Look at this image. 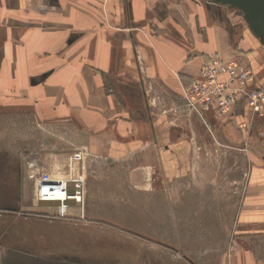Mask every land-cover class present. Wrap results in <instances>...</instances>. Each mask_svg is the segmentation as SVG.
<instances>
[{"label": "crops", "instance_id": "obj_1", "mask_svg": "<svg viewBox=\"0 0 264 264\" xmlns=\"http://www.w3.org/2000/svg\"><path fill=\"white\" fill-rule=\"evenodd\" d=\"M231 13L209 0H0V118L157 166L176 188L166 197L235 200L229 230L264 240V118L239 101L201 119L183 100L211 56L264 88V48Z\"/></svg>", "mask_w": 264, "mask_h": 264}, {"label": "rangeland", "instance_id": "obj_2", "mask_svg": "<svg viewBox=\"0 0 264 264\" xmlns=\"http://www.w3.org/2000/svg\"><path fill=\"white\" fill-rule=\"evenodd\" d=\"M231 11L234 24L244 23ZM55 131L29 116L0 118V264H264V240L240 241L228 228L235 200L166 197L161 192L176 188L159 167L144 170L133 157L113 161L78 144L66 149L78 131ZM78 152L84 206L70 202L60 218L56 203L35 199L28 175L39 169L64 178Z\"/></svg>", "mask_w": 264, "mask_h": 264}, {"label": "built area", "instance_id": "obj_3", "mask_svg": "<svg viewBox=\"0 0 264 264\" xmlns=\"http://www.w3.org/2000/svg\"><path fill=\"white\" fill-rule=\"evenodd\" d=\"M186 107L203 115L215 110L221 116L231 114L237 103L243 101L253 116L264 118V88L255 87V76L248 66L236 59L224 61L211 56L200 68L198 77L183 91ZM239 127L247 133L245 124ZM68 173L64 178L54 179L48 171H31L28 179L34 185V197L38 202L57 204V214L65 218L69 203L81 207L85 198V168L83 153L72 154L67 160Z\"/></svg>", "mask_w": 264, "mask_h": 264}, {"label": "water", "instance_id": "obj_4", "mask_svg": "<svg viewBox=\"0 0 264 264\" xmlns=\"http://www.w3.org/2000/svg\"><path fill=\"white\" fill-rule=\"evenodd\" d=\"M218 6L236 10L247 30L264 48V0H209Z\"/></svg>", "mask_w": 264, "mask_h": 264}]
</instances>
